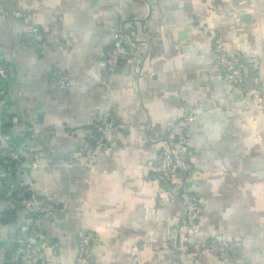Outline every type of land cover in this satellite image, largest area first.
<instances>
[{"label": "crops", "instance_id": "obj_1", "mask_svg": "<svg viewBox=\"0 0 264 264\" xmlns=\"http://www.w3.org/2000/svg\"><path fill=\"white\" fill-rule=\"evenodd\" d=\"M15 10L38 27L33 46ZM126 19L137 25L134 56L108 72L113 33ZM215 32L229 56L256 53L264 74V0H0V58L13 74L0 119L16 116L19 142L23 126L35 128L26 156L43 151L37 167L23 165L9 181L56 207L36 220L44 251L25 264H73L81 229L89 264H133L136 248L139 264H228L202 248L211 239L229 242V264H264V81L254 98L244 66L240 93L231 88L216 63ZM54 70L66 89L54 86ZM106 114L126 129L96 144L87 132ZM184 114L194 115L186 184L199 208L191 228L180 201L152 176L160 137ZM4 189L0 181V264L27 217L1 205ZM174 225L189 235L187 250L166 248Z\"/></svg>", "mask_w": 264, "mask_h": 264}, {"label": "built area", "instance_id": "obj_2", "mask_svg": "<svg viewBox=\"0 0 264 264\" xmlns=\"http://www.w3.org/2000/svg\"><path fill=\"white\" fill-rule=\"evenodd\" d=\"M16 17H24L27 20L25 36L27 43L33 46L34 38L38 35L39 29L32 23V16L29 13L23 14L15 10L12 12ZM137 41V25L134 19H126L114 31L111 47L107 51L104 61L105 69L108 72L114 71L118 63L125 58H132L135 53ZM213 50L216 56V63L222 71L223 77L230 83L231 88L240 93V87L244 82V66L253 71V87L251 94L254 98L261 99L263 91L264 74L261 71V61L258 55L251 51L238 52L229 56L223 44V39L218 33H214ZM10 67L0 58V103L10 102L8 89L13 82ZM53 83L58 89H66L69 82L64 75L54 70ZM109 107H107L108 109ZM109 110L106 111L108 113ZM194 120V115L184 114L172 122L167 131L160 137V153L152 166V176L158 181L161 188L166 190L170 197L180 201L183 207L181 219L189 228L196 224V214L199 204L193 195L188 191L186 178L192 170L193 165L190 159L191 147L187 138V129ZM17 119L15 115H7L0 119V181L4 183V197L1 205L20 209L27 217L21 225L22 238L15 239L5 253L4 264H25L35 257L40 256L44 246L37 242L40 228L36 223L37 219L49 218L55 214V204L37 194L32 187L23 182L9 181L12 171H19L23 165L37 167L39 159L43 155L40 149L24 153L25 142H33L37 139V131L33 126L25 125L22 134L25 142L15 141L12 130L15 128ZM7 127V128H5ZM126 129V125L115 121L109 115H104L101 122L90 127L87 135L96 144L113 142L120 133ZM81 150V149H80ZM92 157L90 158V161ZM75 162L70 155L68 161ZM190 237L181 232L179 225L170 228L167 238V249L182 251L190 247ZM56 243L51 245L55 249ZM89 237L85 230L78 232V251L73 264H89ZM203 249L215 251L225 263H232L230 244L224 239H211L206 241ZM139 248L130 253L133 264L140 263Z\"/></svg>", "mask_w": 264, "mask_h": 264}, {"label": "trees", "instance_id": "obj_3", "mask_svg": "<svg viewBox=\"0 0 264 264\" xmlns=\"http://www.w3.org/2000/svg\"><path fill=\"white\" fill-rule=\"evenodd\" d=\"M5 128H7V127H5ZM13 138H14L15 141H18V140L20 139L19 137H16V138H15L14 136H13ZM15 172H16V171H12L11 174H13V173H15Z\"/></svg>", "mask_w": 264, "mask_h": 264}]
</instances>
